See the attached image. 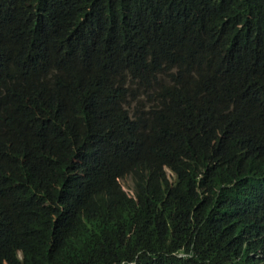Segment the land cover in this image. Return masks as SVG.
Segmentation results:
<instances>
[{"label":"trees","instance_id":"trees-1","mask_svg":"<svg viewBox=\"0 0 264 264\" xmlns=\"http://www.w3.org/2000/svg\"><path fill=\"white\" fill-rule=\"evenodd\" d=\"M248 1L252 10L256 0H0V31L33 49L43 77L18 95L7 120L0 109V264H109L100 243L121 264H264V62L235 46L264 48V24L240 28L233 17ZM106 10L116 23L91 33L86 15ZM199 12L201 40L180 62L174 102L152 107L163 133H151L156 118L145 123L138 88L144 55L172 31L189 44ZM225 100L244 124L219 123ZM60 103L71 118L57 133L44 130L39 115L56 114ZM93 109L107 126L122 118L145 138L114 128L79 142L65 132L78 128V116L94 126ZM195 140L216 141L229 171L174 168L171 182L162 163ZM243 188L258 201L235 228L222 212Z\"/></svg>","mask_w":264,"mask_h":264},{"label":"clouds","instance_id":"clouds-1","mask_svg":"<svg viewBox=\"0 0 264 264\" xmlns=\"http://www.w3.org/2000/svg\"><path fill=\"white\" fill-rule=\"evenodd\" d=\"M89 1L94 4L100 0ZM263 3L264 0H256V6L250 10L248 1L245 6L235 10L233 17L238 26L243 28L245 25L252 23L264 24ZM107 10L103 18H96L91 14L86 15L87 29L91 33H99L108 19L115 22L113 16L107 15ZM199 16L200 12L197 15V25L193 30L189 44L184 42L185 38L178 31H172L169 36L153 40L148 45L144 55L145 68L140 77H138V88L141 91V101L147 116L145 123L151 118H156V124L149 128L151 133L157 134V131H161V134L163 133V129L159 128V114L158 112H154L152 107L159 106L162 110H168L170 103L174 102V82L181 64L180 62L187 51L192 54L193 48L199 44L202 37L201 27L198 23ZM110 38V34L104 35V40H109ZM177 40H182V45L175 47L174 44ZM235 46L238 51L250 53L258 62H264V48L250 45L242 48V45L239 43H236ZM40 59L28 45L7 38L0 31V109L7 108V115L4 117V120L8 119V109L12 106L18 95L25 90L33 88L32 86L36 84L39 85L43 81V77L40 76ZM207 68L208 70H213L215 67L208 65ZM220 69L223 74L234 77L239 81L242 80L234 69ZM263 71L264 67L261 69V73ZM204 79L207 81L214 80V78L205 73ZM239 97L241 98V94ZM235 102L241 104V99H236ZM262 102H264V98H262ZM92 113L95 118L94 126L89 127L88 120L78 116V128H69L65 132L74 134L79 142L107 135L114 128H123L131 134L145 138L144 135L137 132L134 125L130 123L126 124L122 118L116 121L118 126H107L108 119L101 110L93 109ZM9 115L13 121H18L20 119V108H15L9 112ZM71 115L72 111L65 104L60 103L58 104L56 114L42 113L39 115L38 120L44 130L57 133L64 128L66 122L71 118ZM233 116L235 119L245 117L242 112H238L236 108L225 100L221 113L218 116V121L220 124L229 128L238 124H244L240 120H232ZM215 140L218 139L216 138ZM195 143L189 149H181L173 159H168L162 163L165 165V171L171 182H174L176 179L174 168L183 169L188 166H199L213 172L216 170L222 172L229 171L228 157H226L225 152L216 141L213 144H204L199 140H195ZM190 150H193L197 158L191 157ZM236 155L238 158L248 162L255 160L253 155L244 150L236 149ZM206 162L209 163V166H206ZM218 176L223 184L231 183L226 182L223 176L219 174ZM256 198V195L252 191L245 188L241 189L237 199L232 200L231 204L224 202L221 221L229 224V226L238 228L246 219L250 208L254 207L257 203L258 200ZM261 234L264 236L263 231ZM98 250L103 259L109 260V264H121L110 259L105 247L101 243L99 244ZM3 264L8 263L4 260ZM130 264L136 263L133 262Z\"/></svg>","mask_w":264,"mask_h":264},{"label":"bare ground","instance_id":"bare-ground-1","mask_svg":"<svg viewBox=\"0 0 264 264\" xmlns=\"http://www.w3.org/2000/svg\"><path fill=\"white\" fill-rule=\"evenodd\" d=\"M19 255V254H18Z\"/></svg>","mask_w":264,"mask_h":264}]
</instances>
